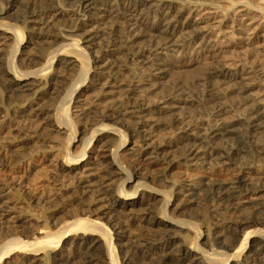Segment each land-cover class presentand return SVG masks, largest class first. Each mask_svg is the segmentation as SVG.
<instances>
[{
  "label": "bare ground",
  "instance_id": "6f19581e",
  "mask_svg": "<svg viewBox=\"0 0 264 264\" xmlns=\"http://www.w3.org/2000/svg\"><path fill=\"white\" fill-rule=\"evenodd\" d=\"M17 1L29 8L20 24L0 21V80L6 98L18 102L10 111L0 109V125L7 122L23 142L31 137L41 141L44 130L62 135L52 158L58 163L56 173L44 181L48 183L43 184L44 193L27 197V205L46 209L66 199L73 206L62 218L58 210L46 216L57 220L52 227L44 222L31 229L27 220L17 218L12 224L24 230L23 236L0 240V264H13L15 259L22 264L126 263L130 260L127 221L160 236L156 243L149 239L137 243L141 253L156 251L155 264H264V94L251 96L264 92V73H257L247 57L231 68L221 56L238 47L249 51L251 46L236 12L227 13L236 1L228 0V8L216 5L223 21L228 16L230 20L222 23L229 28L223 39L202 32L199 22L184 16V8L174 5L175 0H55L45 8L34 0H0V15L10 11L17 19ZM262 1V5L246 4L264 11ZM61 18L71 21L65 30L76 33L65 34L63 27H57L52 41L60 42L49 49L46 30ZM235 21L239 23L233 25ZM142 37L145 44L138 41ZM29 44L38 46L34 56L25 54ZM189 50L200 55L197 66L161 100L150 101L148 88L139 80L175 73V53ZM22 62L28 68L21 69ZM101 76L129 78V83L117 86L122 102L115 106L121 109L102 112L93 106L82 114L72 112L84 104L81 97H88V91L102 88ZM86 81L91 86H85ZM194 90L200 92L195 101L200 111L175 115L177 107L193 102L190 91ZM47 98L54 101L52 108L43 107ZM80 115L85 121L75 136ZM113 119L123 123L104 121ZM159 122L170 133L184 131L168 145L178 150L183 163L206 169L227 166L224 169H237L235 178L229 182L189 178V184L182 180L164 185L161 180L169 181L141 172L143 161L152 162L167 149L150 140L151 128ZM33 126L38 129L32 130ZM38 151L17 153L14 162H22L27 171ZM99 151L107 153L93 156ZM174 189L182 196L210 190L220 202L234 205V211L240 203L252 209L229 230L215 229L203 215L202 234L200 223L169 214ZM93 201L99 218L88 209Z\"/></svg>",
  "mask_w": 264,
  "mask_h": 264
},
{
  "label": "rangeland",
  "instance_id": "374dc122",
  "mask_svg": "<svg viewBox=\"0 0 264 264\" xmlns=\"http://www.w3.org/2000/svg\"><path fill=\"white\" fill-rule=\"evenodd\" d=\"M36 5H43V8L49 6L54 3L55 0H34ZM68 0H65L66 2ZM174 2V5L177 7L184 8V16H187L192 19H196L199 22V27L202 32H209L210 35H213V38H221L223 39V35H228L229 28H224L222 25L223 22L227 23L229 20V16L231 13L236 12V20L241 19V26L244 28L247 34H244V37H248L245 41H251V46L249 51H245L244 47H238L233 53L226 52L222 53V58L230 64L231 68H235L239 65L238 59L247 57V60L253 61V65L256 66L257 73H264V37H259L261 33L264 32V11L259 10L254 7L256 5H262V0H235L236 3L229 9L227 20L223 21L221 18V10L216 8V5L224 6L228 8L230 6L228 0H193V2L189 4H185L182 1ZM203 2L202 4L200 3ZM251 3L254 6H249L246 3ZM3 8L7 11L9 10L4 2H2ZM195 3V4H194ZM29 8V4H26L24 1H17L16 11L14 12L17 15V19L14 18V15L6 14L0 15V21L8 22V23H21V20L26 16V12ZM8 14V15H7ZM241 15V16H239ZM231 18V17H230ZM221 22L220 24H218ZM235 23L239 22H234ZM51 24V23H50ZM71 25V21L65 18H61L59 21L55 22L53 26H50L46 30L48 48L51 49L55 47L59 42H53L52 34L56 32L57 27H63L62 31L65 34H74L75 32L66 31L65 29ZM218 25H221L223 31H218L216 28ZM69 28V27H68ZM27 34L25 37L27 39ZM53 40V41H52ZM140 44H145L143 41V37L138 39ZM28 42L25 44L27 45ZM225 45H228V41L225 42ZM37 47L35 45L29 44L26 47V55L34 56L37 53ZM175 59L177 60V68H175V73H169L167 76H162V78H153L151 81L146 79L139 80L143 84H145V88L147 89V96L153 103L161 100L163 95H166L171 87L177 83L183 81V75L187 74L189 71L193 70L198 62L197 56L191 50L186 52L175 53ZM29 65L26 63H21L20 68L26 69ZM262 71V72H261ZM101 84L102 88L99 89L98 86L91 91H88V97L82 96L83 105L79 107L72 108V112L76 113H84L88 108L93 106L98 107L102 112H111L114 108L119 110L121 107L116 108L115 105L120 104L122 102V97L119 95L121 92L118 91L120 85H124L125 83H129V78L123 76H113V77H104L101 76ZM72 77H69V80L72 81ZM154 81L153 85L150 83ZM90 81H86L85 86H91ZM134 83H138L137 78L134 80ZM257 84V82H255ZM66 84H70L67 80ZM94 84V83H93ZM122 87V86H121ZM193 96V102L191 104H187L185 108L177 107L174 110L175 115H189V113L196 115L198 111H200V107L197 101L200 98V95L197 90L190 91ZM263 91H255L251 96L253 97H261L263 96ZM0 109L5 108L7 111H10L11 107L18 101H12L11 99L6 98L4 95V91L2 90V82L0 80ZM38 100V99H36ZM39 102H41L39 100ZM53 100L46 99L43 103V107L52 108ZM81 102V103H82ZM46 110V109H45ZM44 111V108H43ZM48 111V110H46ZM78 122L76 123L75 130L77 135V131L79 128H82L84 125L85 119L80 115L77 117ZM105 122L113 125H121L123 122H119L116 119L113 120H104ZM162 121V120H161ZM126 126L128 125V121L126 122ZM0 184L4 185L2 188L5 189L3 192L4 196L2 197L3 209L0 208V240L3 241L9 239L13 236H23L24 230L21 227H13L12 222H14L17 218L25 219L30 223L29 228L36 229L42 226V224H48V226L52 227V222L55 219L46 218V216L50 215L52 212L58 210L61 211L58 213L62 218L65 214V211H69L73 205H69V201L63 199L59 204H54L49 208L43 209L40 207L41 205H27L28 200L27 197L31 196H39L43 192V184L48 179V176L52 173H56L57 161L53 158L55 154L54 146L58 141L62 139V135L57 136L53 131H43L42 140L36 142L32 137L29 138L28 142H23L19 136L13 135L12 128L9 124L4 123L0 125ZM37 130L36 126L32 127V130ZM151 130L150 140H153L156 144H161L167 149L163 153V156H159L157 159H153V161H143L140 164L141 172L149 175H156V177L161 176L166 181L161 180L160 183L164 185H168V183L175 181L179 183L182 180H185L186 184H189V178L194 180L207 181L209 178L212 179H220L225 180L227 182L231 181L237 175V169H224L227 166H217L211 169H206L205 167L195 168L190 164L187 165L183 163L181 156H179L178 150L176 148H169L168 145H171L175 142L176 138L180 136L184 131L182 129H176L174 132L170 133V129L167 128L164 124L160 123L158 125H154ZM174 133L176 134L174 136ZM173 134V135H172ZM21 135V134H20ZM21 145V147H19ZM39 149L37 155L34 157L33 166L27 168V171L24 169L25 165H22V162H14L17 157V153L23 154L27 150H35ZM103 153L107 152H95L93 156L96 158L102 157ZM26 167H28L26 165ZM205 168V169H204ZM30 169V170H28ZM26 176V177H25ZM48 184V183H47ZM195 194L182 196L176 194V189H174L169 205L168 212L171 216L182 218L186 220H190L193 222L200 223V230L203 234V224L202 217L203 215L208 217V221L213 223L215 229L218 228H226L225 230H229L230 227L233 228L237 225L238 219L245 213H248L252 208H249L248 204L240 203L238 204V210L234 211L231 203L220 202L214 193L210 190H205L201 194L195 190ZM43 195V194H42ZM30 203V202H29ZM33 204V203H32ZM5 205L9 206L6 207ZM51 205V204H50ZM96 202L93 201L88 208L92 213L93 217H100L101 215L98 213V209ZM5 209V210H4ZM28 210V211H26ZM104 220V219H103ZM138 220V219H137ZM57 221V220H56ZM55 221V222H56ZM17 223V222H15ZM126 231L125 234L130 238L129 240V251L127 255L130 260L126 263L122 264H155V259L157 257L156 251H148L146 253H141V245L137 243L142 239L153 240V242L159 241L160 236L155 233L148 232L145 228H137L129 221L126 222ZM254 226V225H251ZM11 232L9 236L6 233ZM113 237L115 235L113 234ZM119 243L117 240H114ZM125 241V240H124ZM208 248L209 244L204 245ZM117 248H120L117 245ZM118 257L121 255L118 251ZM13 264H22L19 259H15Z\"/></svg>",
  "mask_w": 264,
  "mask_h": 264
}]
</instances>
